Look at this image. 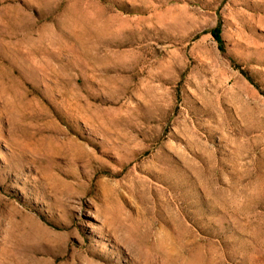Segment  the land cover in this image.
<instances>
[{"label": "rangeland", "instance_id": "374dc122", "mask_svg": "<svg viewBox=\"0 0 264 264\" xmlns=\"http://www.w3.org/2000/svg\"><path fill=\"white\" fill-rule=\"evenodd\" d=\"M0 264H264V0H0Z\"/></svg>", "mask_w": 264, "mask_h": 264}, {"label": "bare ground", "instance_id": "6f19581e", "mask_svg": "<svg viewBox=\"0 0 264 264\" xmlns=\"http://www.w3.org/2000/svg\"><path fill=\"white\" fill-rule=\"evenodd\" d=\"M74 149H75V147H74Z\"/></svg>", "mask_w": 264, "mask_h": 264}]
</instances>
